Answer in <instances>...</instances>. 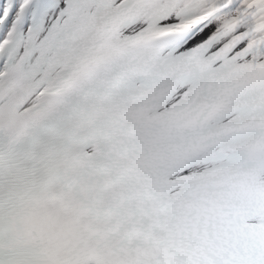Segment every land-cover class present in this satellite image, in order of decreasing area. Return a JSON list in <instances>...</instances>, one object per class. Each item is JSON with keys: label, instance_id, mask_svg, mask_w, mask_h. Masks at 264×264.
<instances>
[{"label": "snow or ice", "instance_id": "snow-or-ice-1", "mask_svg": "<svg viewBox=\"0 0 264 264\" xmlns=\"http://www.w3.org/2000/svg\"><path fill=\"white\" fill-rule=\"evenodd\" d=\"M0 264H264V0H0Z\"/></svg>", "mask_w": 264, "mask_h": 264}]
</instances>
